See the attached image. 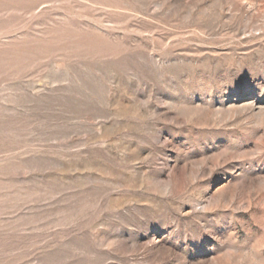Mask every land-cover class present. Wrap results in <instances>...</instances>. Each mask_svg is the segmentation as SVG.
<instances>
[{"label": "rangeland", "instance_id": "374dc122", "mask_svg": "<svg viewBox=\"0 0 264 264\" xmlns=\"http://www.w3.org/2000/svg\"><path fill=\"white\" fill-rule=\"evenodd\" d=\"M0 264H264V0H0Z\"/></svg>", "mask_w": 264, "mask_h": 264}, {"label": "bare ground", "instance_id": "6f19581e", "mask_svg": "<svg viewBox=\"0 0 264 264\" xmlns=\"http://www.w3.org/2000/svg\"><path fill=\"white\" fill-rule=\"evenodd\" d=\"M250 107H251V106H250ZM250 107H249V108H250Z\"/></svg>", "mask_w": 264, "mask_h": 264}]
</instances>
